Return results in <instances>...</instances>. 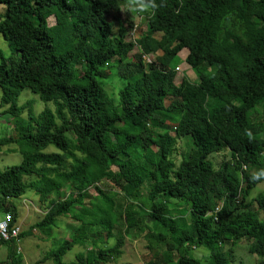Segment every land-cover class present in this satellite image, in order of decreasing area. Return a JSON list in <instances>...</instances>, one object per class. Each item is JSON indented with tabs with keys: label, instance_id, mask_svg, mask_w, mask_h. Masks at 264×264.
<instances>
[{
	"label": "trees",
	"instance_id": "obj_1",
	"mask_svg": "<svg viewBox=\"0 0 264 264\" xmlns=\"http://www.w3.org/2000/svg\"><path fill=\"white\" fill-rule=\"evenodd\" d=\"M124 1L0 0V35L11 51L6 56L0 50V118L14 119L18 131L0 138V151L13 145L10 152L22 156L0 169L1 212L19 220L14 201L31 192L49 210L32 228L55 239L60 217L79 224L39 263L64 264L74 246L91 238L94 247L103 236L114 238V245L78 253L70 264H112L123 253L127 215L113 198L137 203L147 183L131 226L149 240L144 264H201L196 249L208 251L207 264H231L226 246L242 239L256 264H264V218L255 212L264 208V195L249 197L264 183L250 174L264 169V141L247 132L254 124L251 110L264 115V0H163V7L147 12L146 33L131 42L125 38L133 25L120 15ZM135 45L138 102L129 72L136 65L128 57ZM182 50L197 82L175 84L170 67ZM114 69L123 83L117 101L103 82ZM26 88L53 109L35 114L28 102V121L19 128L24 106L18 99ZM180 138L192 148L176 166ZM225 151L230 161L216 170L208 157ZM111 168L112 191L102 190L97 181ZM67 185L76 192L64 195ZM91 185L99 199L88 191ZM28 234L22 231L20 239ZM0 244L10 246V264H22L13 241ZM162 250L173 258L160 257Z\"/></svg>",
	"mask_w": 264,
	"mask_h": 264
},
{
	"label": "rangeland",
	"instance_id": "obj_2",
	"mask_svg": "<svg viewBox=\"0 0 264 264\" xmlns=\"http://www.w3.org/2000/svg\"><path fill=\"white\" fill-rule=\"evenodd\" d=\"M130 7L132 5H128V2L124 1L120 3V15L123 21H129L132 23V29L127 30L126 34V41H135L138 39L142 33H146V18L147 12L135 11L131 10ZM3 11V7L0 6V13ZM111 19V16H108V20ZM53 18L48 19V24L52 25ZM160 34H154L155 38H159ZM0 50L6 55L9 56L11 54L10 48L7 42L3 39L0 35ZM137 54H140V49L136 45L134 46L133 50L129 53V61L136 65L135 69H130V73L132 77L135 78V82L131 84L130 90L132 95L135 97L136 102L140 99V91L142 86V78L140 75L136 76L135 73L140 72V64L135 57ZM186 50H182L178 58L176 59L175 63L172 64L170 67L172 70L176 72L175 77V84H180L183 80H186L190 83H194L198 81V75L196 71L190 68L185 63L186 57ZM144 60V58H143ZM144 66L146 63L143 62ZM115 70V69H114ZM139 71V72H138ZM108 73L109 76L105 78L104 88L107 91L108 95L117 101V94L118 90L122 88L123 83L118 76L117 70ZM133 82V81H132ZM1 95V92H0ZM31 102L32 111L35 114L40 113L44 107H49L53 109L52 103H44L42 102L37 95L32 93L31 90L28 88L24 89L20 97L18 99L19 106H24V109L20 116L16 118L17 127H23L25 123L28 121L27 111L28 106L26 107L27 103ZM252 121L254 122L253 125L247 127L248 133H258L261 137L260 143L264 141V131H261L260 124H264V115L260 108H256L251 110ZM15 120L11 118H0V138L2 137H17L18 131L14 127ZM171 129V128H170ZM264 130V128H263ZM192 148L191 141L188 138H180L176 141L175 151L173 153V159L175 161V165L177 166L181 156L186 154ZM12 149H15L13 145L5 146L0 151V169L5 170L13 165H17L21 162L22 156L17 152H10ZM48 151H52L54 148L52 146L48 147ZM259 149L263 152V147L259 145ZM208 160L212 162L213 167L218 170L222 164L228 163L230 161V155L227 151L219 153V154H212L208 157ZM130 165H135L133 162H129ZM134 167V166H133ZM115 168H111L108 173L106 179L102 181H97L98 187L102 190L112 191L113 182L110 179L112 173H114ZM250 174H254V170L250 171ZM91 185L88 188V191L91 195L95 196L97 199L100 198L98 194H96L94 190V186ZM75 189V188H74ZM70 185H67L63 192L64 195H68L70 193H75L74 190ZM116 191V190H114ZM149 187L147 183H144L136 193L135 200L137 203H142L148 194ZM264 195V183L259 184L256 188H254L250 193V198H255L257 195ZM25 198H20L15 200L14 203L18 205V212L20 215H23V219L20 218L21 228L23 232H27L28 235L23 236L19 244L14 245L17 249V253L21 258L22 264H54L50 259H47L43 262L39 261L45 256L49 251L56 250L58 248V243L62 241V239H71L75 233L74 230L79 227L77 222H74L69 216L60 217V226L58 229L54 230L56 234L55 239H50V235H46L41 233L37 228H32L35 223L42 219V217L49 212L48 208L46 207L45 203H41L38 201V198L31 192L24 196ZM124 197L122 195H118L113 198L114 203L118 206H122L123 210L125 208V217H123V227L121 229V233L125 236V243L122 248V255L112 264H144L146 260V255H151V253L146 249V243L149 241L144 237L142 233H138L134 230L131 226L134 225L135 219L133 215L137 213L138 209L136 207L137 203L129 201L130 204L124 201ZM250 199L248 198L247 202ZM21 204V205H20ZM221 204V203H220ZM222 205V204H221ZM257 214H260L262 218H264V208L255 211ZM88 218V217H87ZM3 219V214L0 213V220ZM183 219V218H179ZM149 223V222H148ZM100 227L97 225L96 230ZM32 229V230H30ZM53 234V232H52ZM51 234V235H52ZM103 236L100 237L95 243L94 247L92 243L96 240L88 238L86 240L85 245H76L70 251H68L62 258L64 264H70L75 262L76 254L78 253H86L88 250H91L93 247L95 251L98 249H106L114 245L115 239L108 238V240H102ZM61 240V241H60ZM229 244L226 246L228 251L233 253L234 262L231 264H256L257 258L250 254L248 251V247L246 246L245 240H240L236 242L231 249L229 248ZM10 246L8 244H0V264H10L9 260L7 259V254L9 251ZM203 249V248H202ZM205 250V249H204ZM207 251V250H206ZM208 252V251H207ZM207 252L202 251L200 249L193 250L192 254L194 257L198 258L201 261V264H207ZM160 257L164 259H171L173 258V252L168 250L160 251Z\"/></svg>",
	"mask_w": 264,
	"mask_h": 264
},
{
	"label": "built area",
	"instance_id": "obj_3",
	"mask_svg": "<svg viewBox=\"0 0 264 264\" xmlns=\"http://www.w3.org/2000/svg\"><path fill=\"white\" fill-rule=\"evenodd\" d=\"M148 63L150 60H146ZM0 213L3 214V219L0 220V243L14 242L19 244L20 235L22 233V228L20 226V221H13V216L11 212H1V196H0Z\"/></svg>",
	"mask_w": 264,
	"mask_h": 264
},
{
	"label": "clouds",
	"instance_id": "obj_4",
	"mask_svg": "<svg viewBox=\"0 0 264 264\" xmlns=\"http://www.w3.org/2000/svg\"><path fill=\"white\" fill-rule=\"evenodd\" d=\"M128 5L133 6V7H130L131 10L154 13L155 10H157L160 7H163L164 3H163V0H161V4L159 5L156 3V0H128ZM145 58L146 57H144V59ZM260 177H264V169H260L252 175V179L254 181L259 180Z\"/></svg>",
	"mask_w": 264,
	"mask_h": 264
},
{
	"label": "crops",
	"instance_id": "obj_5",
	"mask_svg": "<svg viewBox=\"0 0 264 264\" xmlns=\"http://www.w3.org/2000/svg\"><path fill=\"white\" fill-rule=\"evenodd\" d=\"M23 198H25V197H23ZM20 205H21V204H20ZM17 208H18V205H17ZM20 218L23 219V215H20V214H19V221L21 222Z\"/></svg>",
	"mask_w": 264,
	"mask_h": 264
},
{
	"label": "bare ground",
	"instance_id": "obj_6",
	"mask_svg": "<svg viewBox=\"0 0 264 264\" xmlns=\"http://www.w3.org/2000/svg\"><path fill=\"white\" fill-rule=\"evenodd\" d=\"M20 226H21V224H20Z\"/></svg>",
	"mask_w": 264,
	"mask_h": 264
}]
</instances>
